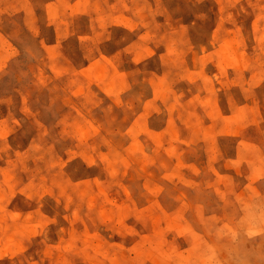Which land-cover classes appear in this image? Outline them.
Listing matches in <instances>:
<instances>
[{
	"label": "rangeland",
	"instance_id": "1",
	"mask_svg": "<svg viewBox=\"0 0 264 264\" xmlns=\"http://www.w3.org/2000/svg\"><path fill=\"white\" fill-rule=\"evenodd\" d=\"M0 264H264V0H0Z\"/></svg>",
	"mask_w": 264,
	"mask_h": 264
}]
</instances>
